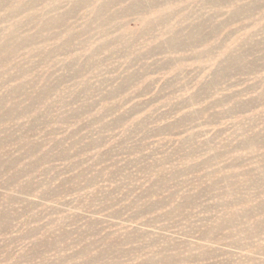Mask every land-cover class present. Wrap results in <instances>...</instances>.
I'll return each instance as SVG.
<instances>
[{"label":"rangeland","instance_id":"1","mask_svg":"<svg viewBox=\"0 0 264 264\" xmlns=\"http://www.w3.org/2000/svg\"><path fill=\"white\" fill-rule=\"evenodd\" d=\"M25 1L0 264H264V0Z\"/></svg>","mask_w":264,"mask_h":264},{"label":"bare ground","instance_id":"2","mask_svg":"<svg viewBox=\"0 0 264 264\" xmlns=\"http://www.w3.org/2000/svg\"><path fill=\"white\" fill-rule=\"evenodd\" d=\"M3 1H4V0H3ZM20 1H21V0H20ZM26 1H27V0H26ZM26 1H25V2H26ZM34 1H35V0H34ZM84 1H86V0H84ZM6 2H7V1H6ZM8 2H9V1H8ZM22 2H23V1H22ZM22 2H21L20 4H24V3H22ZM80 2H81V1H80ZM27 3H28V2H27ZM2 4H4V3H2ZM40 4H41V3H40ZM40 4H39V5H40ZM5 5H6V4H4V6H5ZM10 5H11V4H10ZM12 5H13V4H12ZM15 5H16V4H15ZM24 5H25V4H24ZM37 5H38V4H37ZM39 5H38V6H39ZM78 5H79V4H78ZM33 6H35V5H33ZM7 7H8V6H7ZM9 7H10V6H9ZM14 7H15V6H14ZM30 7H31V6H30ZM1 8L3 9V6H1ZM18 8H19V7H18ZM12 10H13V8H12ZM20 11H21V10H20ZM17 12H18V11H17ZM21 13H22V12H21ZM96 15H97V14H96ZM0 22H1V21H0ZM15 32H16V31H15ZM14 34H15V33H14ZM12 36H13V35H12ZM2 43H3V42H2ZM5 43H6V42H5ZM3 47H4V46H3ZM9 49H10V48H9ZM13 49H14V48H13ZM12 51H13V50H12ZM16 51H17V50H16ZM6 52H7V50H6ZM14 52H15V51H14ZM17 52H18V51H17ZM1 54H2V53H1ZM0 109H1V108H0ZM10 111H11V110H10ZM4 113H5V112H4ZM9 161H10V160H9ZM7 167H8V166H7Z\"/></svg>","mask_w":264,"mask_h":264}]
</instances>
